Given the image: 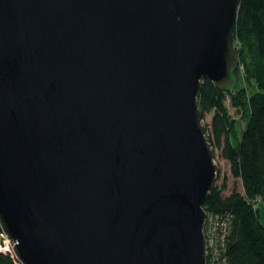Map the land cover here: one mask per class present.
<instances>
[{"label": "water", "instance_id": "1", "mask_svg": "<svg viewBox=\"0 0 264 264\" xmlns=\"http://www.w3.org/2000/svg\"><path fill=\"white\" fill-rule=\"evenodd\" d=\"M242 0H0V225L21 264H206Z\"/></svg>", "mask_w": 264, "mask_h": 264}, {"label": "trees", "instance_id": "2", "mask_svg": "<svg viewBox=\"0 0 264 264\" xmlns=\"http://www.w3.org/2000/svg\"><path fill=\"white\" fill-rule=\"evenodd\" d=\"M234 39L239 64L232 71V85L218 90L203 80L198 106L203 115L211 116L205 126L213 151L217 149L227 162L241 190L234 188L224 195L227 179L223 178L208 193L203 209L218 223L214 235L220 264H264V221L259 207L264 203V0L241 1ZM229 108L240 115L239 120ZM238 121L243 122L240 132ZM0 264L21 263L0 251Z\"/></svg>", "mask_w": 264, "mask_h": 264}, {"label": "rangeland", "instance_id": "3", "mask_svg": "<svg viewBox=\"0 0 264 264\" xmlns=\"http://www.w3.org/2000/svg\"><path fill=\"white\" fill-rule=\"evenodd\" d=\"M229 110H230L231 115L234 118H236V119L239 120L240 115L237 114V113H235V110L232 109V108H229ZM210 120H211V116L209 114L203 116V124H209L210 123ZM242 126H243V122L238 121V124H237V131L238 132H240ZM214 156H215L214 157V163H215L217 169L219 170V172H217V176L219 174V177H218V180L217 181L215 180V184L221 185L223 178H226L227 179V182H226L227 188L223 192L224 195H228L229 192L232 189H234V188L237 189V190H241V183H240V181L239 180H235V179H233L231 177V174H230V171H229V166H228L227 162L224 161L220 157L219 151L217 149H214ZM259 204H260L259 207H260V212H261V220L264 221V203L263 202H260ZM12 245H14V243ZM9 255H11V256L14 257L13 253H11ZM217 262H215V264Z\"/></svg>", "mask_w": 264, "mask_h": 264}, {"label": "built area", "instance_id": "4", "mask_svg": "<svg viewBox=\"0 0 264 264\" xmlns=\"http://www.w3.org/2000/svg\"><path fill=\"white\" fill-rule=\"evenodd\" d=\"M217 226H218V223L215 217H211L207 214L205 224H204V229H203V232L206 238V264H208L207 257L209 254H210L209 264H215V262L217 261L218 262L216 264H220L219 262L220 260L217 257L218 247H217V242L215 241V235H214V232L216 231ZM206 232H207V236H206ZM12 244H13L12 241L5 235V233L0 236V251L1 252L7 255L13 253Z\"/></svg>", "mask_w": 264, "mask_h": 264}, {"label": "bare ground", "instance_id": "5", "mask_svg": "<svg viewBox=\"0 0 264 264\" xmlns=\"http://www.w3.org/2000/svg\"><path fill=\"white\" fill-rule=\"evenodd\" d=\"M12 241V240H11ZM13 255L15 256V254L13 253ZM15 258H16V256H15Z\"/></svg>", "mask_w": 264, "mask_h": 264}]
</instances>
